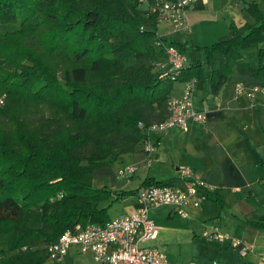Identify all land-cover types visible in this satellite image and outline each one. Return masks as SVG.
I'll use <instances>...</instances> for the list:
<instances>
[{
    "label": "trees",
    "instance_id": "16d2710c",
    "mask_svg": "<svg viewBox=\"0 0 264 264\" xmlns=\"http://www.w3.org/2000/svg\"><path fill=\"white\" fill-rule=\"evenodd\" d=\"M244 7L252 23L230 24L171 80L164 47L185 48L139 0H0V264H45L64 231L110 220L127 192L92 175L143 147L176 81L199 88L204 65L213 92L234 71L264 75V12Z\"/></svg>",
    "mask_w": 264,
    "mask_h": 264
},
{
    "label": "crops",
    "instance_id": "0c3cea01",
    "mask_svg": "<svg viewBox=\"0 0 264 264\" xmlns=\"http://www.w3.org/2000/svg\"><path fill=\"white\" fill-rule=\"evenodd\" d=\"M250 1H257L260 9V3H264L196 1L186 10L185 29L173 31L167 22L170 28L158 34L173 39L185 50L201 53V57L193 53V62L187 63L186 59L187 67L203 58L204 47L226 39L230 24L239 28L252 23L249 14L251 22L243 16L244 6ZM228 3L230 6L226 8ZM249 50L243 52L246 61H250ZM258 60L250 62L257 64ZM203 68L204 82L195 89L192 99L195 109L204 113L205 123L189 121L183 128L172 126L150 131L149 140L156 143V150L148 165L141 148L128 154L125 164L98 174L107 177L111 190L127 192L112 205H117L119 212L109 217L113 219L138 209L141 205L137 193L150 183L184 189L181 171L188 167L199 183L194 196L200 197V203L196 207L188 204L186 217L179 216L169 205L151 207L148 216L158 231L149 245L163 252L170 262L179 264H206L213 260L221 264H264V93L258 91L248 97L245 92L235 90L237 84L250 87L264 83V75L234 71L230 80L213 92L209 70L205 65ZM184 82L173 84L170 97L182 93ZM126 165H134L136 169L120 176L118 170ZM212 232L226 236L208 238ZM236 242L251 244V249L240 255ZM61 264L100 263L90 252H80L72 246Z\"/></svg>",
    "mask_w": 264,
    "mask_h": 264
},
{
    "label": "built area",
    "instance_id": "2783aa9c",
    "mask_svg": "<svg viewBox=\"0 0 264 264\" xmlns=\"http://www.w3.org/2000/svg\"><path fill=\"white\" fill-rule=\"evenodd\" d=\"M150 8L158 22H169L173 31L186 28L185 8L196 1L203 0H139ZM165 62L161 67L172 72L170 79L175 80L176 75L186 65V58L172 44L164 47ZM196 89L195 79L191 78L184 82L182 93L168 100V115L157 123L150 125L149 130L163 131L169 127H185L189 121L205 123L204 113L199 112L193 105V94ZM237 93L245 92L248 97L261 91L264 93V83L245 86L237 84ZM2 103V100H0ZM141 126V124H140ZM264 130V125H263ZM143 152L145 162L148 165L156 150V143L149 139L144 142ZM136 169L134 165H126L118 170L120 176H127ZM184 189L170 185H147L137 193L140 207L130 213L118 216L107 221L104 225L87 224L76 225L72 229L64 231L55 242L47 246L48 258L55 263H62L68 249L76 246L80 252H90L95 261L100 264H179L170 262L165 254L149 242L156 237L158 227L148 216L151 207L169 205L174 208L181 217H186L185 207L188 204L196 207L200 203V197L194 196L198 181L193 178L190 168L185 167L181 171ZM192 197V198H191ZM211 239H221L225 235L212 232L207 235ZM237 251L245 255L251 244L239 243ZM188 264H196L189 262ZM206 264H221L210 261Z\"/></svg>",
    "mask_w": 264,
    "mask_h": 264
},
{
    "label": "rangeland",
    "instance_id": "374dc122",
    "mask_svg": "<svg viewBox=\"0 0 264 264\" xmlns=\"http://www.w3.org/2000/svg\"><path fill=\"white\" fill-rule=\"evenodd\" d=\"M227 2H229V0H227ZM224 3H226V2H224ZM229 6H230V3L227 4L226 8H228ZM260 7L264 11V3H260ZM243 13H244L243 16H245L246 19H247L246 21L251 22V19L247 16L248 13L246 12V10H243ZM223 16L225 17V15H223ZM168 27H169V24H165V23L164 24H158V29L157 30L159 32H162L163 29H165V28L168 29ZM158 31H157V33H158ZM193 53H194V51H192V50H189V49L185 50L184 56L187 59V63L193 62V59H192L193 58ZM249 53L247 54V59L248 60H250V61H257L258 60L259 56H258V53H257L256 49L249 50ZM194 54L195 55L198 54L197 57H201V53L195 52ZM197 57H196V59H197ZM0 97L3 99V103H4V96H0ZM0 128H3V127L0 126ZM126 162H127V155H123L122 157H120V159H118L117 161L113 162L111 164V166H106V167H103V168L95 170L93 175H92V182H91L92 187L96 188V189H100V188L101 189L102 188H107L108 189V188H110L108 186L109 183H108L107 177H105L103 175L100 177V176H98V174L101 173V172H104V170H106V168L115 169L117 166L123 165ZM117 212H119V208L117 207V205H114V206H112V207H110L108 209V214H109L110 217L114 216ZM45 264H55V263L51 259L47 258V260L45 261Z\"/></svg>",
    "mask_w": 264,
    "mask_h": 264
}]
</instances>
